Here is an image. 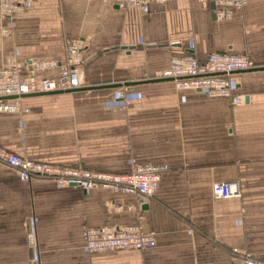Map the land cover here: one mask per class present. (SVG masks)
Segmentation results:
<instances>
[{"label":"crops","instance_id":"0c3cea01","mask_svg":"<svg viewBox=\"0 0 264 264\" xmlns=\"http://www.w3.org/2000/svg\"><path fill=\"white\" fill-rule=\"evenodd\" d=\"M26 2L10 35L0 20V66L14 59L23 76L30 62L63 63L67 40L83 44L86 87L161 79L172 56L241 55L264 68V0L221 22L212 0H167L146 14L114 0ZM228 79L239 107L164 81L27 96L28 114L0 115V149L33 161L110 174L165 168L143 199L22 183L0 163V264H242L235 250L264 262V70ZM235 182L240 198L213 197L214 183ZM136 225L153 248H85L88 228Z\"/></svg>","mask_w":264,"mask_h":264},{"label":"built area","instance_id":"2783aa9c","mask_svg":"<svg viewBox=\"0 0 264 264\" xmlns=\"http://www.w3.org/2000/svg\"><path fill=\"white\" fill-rule=\"evenodd\" d=\"M167 0H114L119 10L136 9L141 13L149 12L151 5H164ZM215 20H230L234 10H241L247 0H212ZM26 0H0V20L5 23L1 28L3 35H10L15 21L26 11ZM83 44L80 41L65 42V60L30 62V75H21L14 59L0 66V115H19L29 113L22 103L23 96L66 91L86 87L83 75ZM252 62L245 56L229 54H210L204 61L190 57L172 56L169 67L160 78L171 79L175 89L192 90L207 98H222L239 107L243 99L235 95L234 87L228 76L233 73L253 69ZM57 73L53 77L42 76L46 72ZM10 98V99H9ZM120 99L124 100L123 96ZM0 163L13 169L20 182L29 183L32 179L52 182L59 189H78L89 192L105 189L113 195L132 194L149 199L159 188L165 168L156 165L136 167L126 174H110L88 171L33 161L27 157L0 149ZM212 195L215 199L240 198L238 183H214ZM86 250L91 253L143 251L153 248L154 239L140 225L92 227L84 232ZM234 254L242 264H264L250 254Z\"/></svg>","mask_w":264,"mask_h":264},{"label":"water","instance_id":"95a60500","mask_svg":"<svg viewBox=\"0 0 264 264\" xmlns=\"http://www.w3.org/2000/svg\"><path fill=\"white\" fill-rule=\"evenodd\" d=\"M212 9H214L213 6H212ZM212 19H215L214 13L212 14ZM263 70H264V68H253V69L245 71V72L263 71ZM164 81H170L171 82L172 80L171 79H153V80H144V81H139V82H124V83H116V84L102 85V86H89V87H81L78 89H72V90H66V91H56V92H51V93H39V94L26 95V96H23V98L27 97V96L71 94V93H76V92H85V91L100 90V89H116V88H121V87H127L128 88L130 86H134V85H138V84L158 83V82H164ZM27 230L30 233L29 222L27 223ZM29 240H30V244L33 245L34 239L32 237H30Z\"/></svg>","mask_w":264,"mask_h":264}]
</instances>
